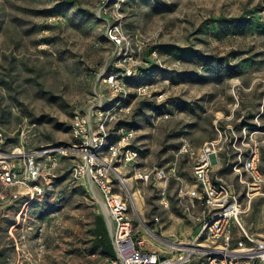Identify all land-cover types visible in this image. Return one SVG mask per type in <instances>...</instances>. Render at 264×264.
<instances>
[{"label":"rangeland","instance_id":"374dc122","mask_svg":"<svg viewBox=\"0 0 264 264\" xmlns=\"http://www.w3.org/2000/svg\"><path fill=\"white\" fill-rule=\"evenodd\" d=\"M75 115L105 134L98 156L138 196L142 221L136 205L128 215L145 246L186 243L216 212L198 198L193 164L217 129L228 136L212 175L264 237V195L247 201L229 134L239 144L259 130L264 161V0H0V149L35 151L41 187L0 200V264H109L101 194L71 172L82 162ZM109 144L134 154L115 157Z\"/></svg>","mask_w":264,"mask_h":264},{"label":"built area","instance_id":"2783aa9c","mask_svg":"<svg viewBox=\"0 0 264 264\" xmlns=\"http://www.w3.org/2000/svg\"><path fill=\"white\" fill-rule=\"evenodd\" d=\"M108 30L111 39H117V26L112 25ZM113 78V75H109V82ZM247 129L248 126L242 127L243 135ZM71 131L78 141V146L75 147L82 155V162L75 164L71 172L77 178L86 175L101 194L106 209L107 228L113 247L112 256L108 258L109 264H264V237L244 228L239 221L243 211L235 188L212 175L218 153L223 148L221 138L228 136L225 130L217 129L219 138L204 142L193 164V176L200 188L198 198L205 207L215 209L216 212L197 226V233L191 236L190 241L183 244L173 241L165 249L156 245L147 247L143 239L133 236V224L128 215L129 208L135 207L133 193L124 178H112L111 164L98 156L105 137L102 130L87 128L85 120L75 115ZM229 134L230 138L233 137L237 155L235 165L240 164L237 171L239 174L242 171L249 177L244 180V184L245 196L250 203L254 197L264 195V161L261 156L263 141L258 138L259 130L252 131L247 141L242 139L239 144H236L239 137L233 129L229 130ZM2 141L0 126V144ZM124 146L109 144L106 148L115 157L121 154L130 158L134 152L124 149ZM58 149L45 148L40 151L50 155ZM35 154V151L25 152L19 147L10 151L0 149V200L5 197L16 199L31 190L41 192V187L35 184L40 176V166L34 161ZM154 176L163 187L167 184L168 175L163 169L156 168ZM135 177L143 180L149 175L147 172L137 171ZM3 189H10V192L6 194Z\"/></svg>","mask_w":264,"mask_h":264},{"label":"bare ground","instance_id":"6f19581e","mask_svg":"<svg viewBox=\"0 0 264 264\" xmlns=\"http://www.w3.org/2000/svg\"><path fill=\"white\" fill-rule=\"evenodd\" d=\"M135 196H136L135 193H133V197H134V199H136V204H135L136 207L135 208L138 210V213L137 214L139 215V218L142 221V217H141L142 215H141V212H140V200L139 199L137 200V197L138 196L136 198H135ZM102 206H104V205H102ZM103 210L105 211L106 209L103 207ZM134 211H135V209H134Z\"/></svg>","mask_w":264,"mask_h":264},{"label":"trees","instance_id":"16d2710c","mask_svg":"<svg viewBox=\"0 0 264 264\" xmlns=\"http://www.w3.org/2000/svg\"><path fill=\"white\" fill-rule=\"evenodd\" d=\"M220 19H223V18H220ZM223 20H225V19H223ZM98 218H99V216H95L94 221L97 222ZM94 232H95V227H94ZM98 238L100 239V235H98ZM100 249H101V246H100ZM108 256H112V255H108Z\"/></svg>","mask_w":264,"mask_h":264}]
</instances>
